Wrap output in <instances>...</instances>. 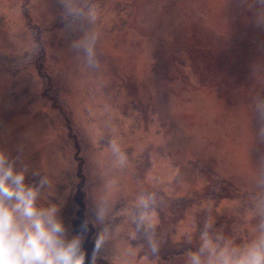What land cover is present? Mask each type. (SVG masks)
I'll use <instances>...</instances> for the list:
<instances>
[{
    "label": "rangeland",
    "instance_id": "374dc122",
    "mask_svg": "<svg viewBox=\"0 0 264 264\" xmlns=\"http://www.w3.org/2000/svg\"><path fill=\"white\" fill-rule=\"evenodd\" d=\"M0 156L83 264L239 260L264 239V0H0Z\"/></svg>",
    "mask_w": 264,
    "mask_h": 264
},
{
    "label": "clouds",
    "instance_id": "9594fccd",
    "mask_svg": "<svg viewBox=\"0 0 264 264\" xmlns=\"http://www.w3.org/2000/svg\"><path fill=\"white\" fill-rule=\"evenodd\" d=\"M23 182L0 156V264H83V255L74 257V245L61 243L62 225L35 208V192ZM10 200L16 203L9 206ZM223 264L230 262L225 258ZM232 264H264V239Z\"/></svg>",
    "mask_w": 264,
    "mask_h": 264
},
{
    "label": "trees",
    "instance_id": "16d2710c",
    "mask_svg": "<svg viewBox=\"0 0 264 264\" xmlns=\"http://www.w3.org/2000/svg\"><path fill=\"white\" fill-rule=\"evenodd\" d=\"M146 235H147L146 232L142 234L143 237L146 236ZM139 241H140V242H143V240H140V239H139Z\"/></svg>",
    "mask_w": 264,
    "mask_h": 264
}]
</instances>
